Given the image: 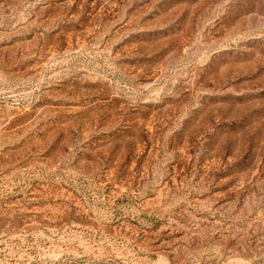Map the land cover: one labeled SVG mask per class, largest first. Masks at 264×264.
<instances>
[{
    "label": "rangeland",
    "instance_id": "obj_1",
    "mask_svg": "<svg viewBox=\"0 0 264 264\" xmlns=\"http://www.w3.org/2000/svg\"><path fill=\"white\" fill-rule=\"evenodd\" d=\"M0 264H264V0H0Z\"/></svg>",
    "mask_w": 264,
    "mask_h": 264
}]
</instances>
